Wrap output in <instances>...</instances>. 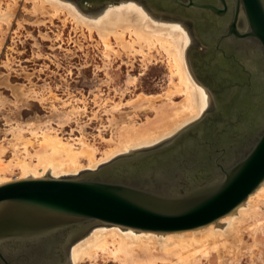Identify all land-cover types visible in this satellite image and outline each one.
Returning a JSON list of instances; mask_svg holds the SVG:
<instances>
[{
	"label": "water",
	"instance_id": "obj_1",
	"mask_svg": "<svg viewBox=\"0 0 264 264\" xmlns=\"http://www.w3.org/2000/svg\"><path fill=\"white\" fill-rule=\"evenodd\" d=\"M111 1L117 0L103 3ZM190 4L223 15L209 5ZM233 4L236 20L244 14L248 27L229 35L252 41L260 55L253 85L214 90L206 84L214 98L211 111L155 150L76 177L1 184L0 264H67L66 247L94 224L156 233L195 230L233 213L259 189L264 183V0ZM222 6L227 7L224 0Z\"/></svg>",
	"mask_w": 264,
	"mask_h": 264
},
{
	"label": "bare ground",
	"instance_id": "obj_2",
	"mask_svg": "<svg viewBox=\"0 0 264 264\" xmlns=\"http://www.w3.org/2000/svg\"><path fill=\"white\" fill-rule=\"evenodd\" d=\"M20 2L21 0H9L8 5L4 8L2 0H0V33L3 32V24L12 25L15 15L18 14ZM28 3L32 4L31 10L28 9ZM85 9L71 0H25L24 10L29 15H26L24 21H27L28 24L31 19L35 18V22L38 24L36 25L33 22L31 24L36 25L38 28V25H46V19L51 26L55 24L56 19H59L63 21L61 25L65 27L69 25L68 23H71L73 29H75L74 31L81 32L83 40L90 39L93 41L97 35L98 39L97 41L94 40L95 44L101 49L103 57L110 63L113 57L120 59L126 55L130 59L129 64L132 65V68L134 60L138 55H141L143 62L146 63V66H149L155 59L154 54L157 53L163 62L165 60L169 68L172 77L171 85L163 96L141 93L130 102H127L132 108L136 109L140 106L143 108L151 107L154 109L156 116L148 118L146 122L140 125L125 124L122 129L120 128L121 132L117 141H105L107 149L100 159L97 158V148L87 140H77L76 142L79 141L77 144L80 145L77 147L75 142L73 144L71 141H65L60 137L59 132L57 134L48 129V131L29 130L30 135H32L30 138L33 139L23 138L24 136L21 139L20 136L23 151L15 149L19 144H12L11 147L16 150L14 151L13 160H5L6 149L0 145V185L10 182L6 174L13 172L14 168L19 169L20 179L44 177L62 179L79 175L86 170L84 165L81 164L82 160H85L88 162L86 167L95 172L101 164L115 159L118 155L131 152L135 148L155 145L173 138L175 134L185 131L191 124L200 121L213 107L214 98L212 93L197 77L196 67L194 71L189 64L188 52L190 47L196 43V39L190 26L184 20L177 17L175 18L179 20H172L157 15L139 0H117L106 2L104 6L95 10ZM241 17L243 20L240 23L244 26L246 23L245 17ZM18 25L20 27L24 26L21 21ZM201 30L203 29L201 28ZM4 33L2 34L4 35ZM3 37L1 40H3ZM1 40L0 45L3 46ZM231 43H227L226 48L223 47L228 52L232 51ZM247 43V41L243 42L245 49L249 48ZM250 48L245 64L252 70L251 74H256L257 67L260 65V55L255 51L253 44L250 45ZM173 78H176L177 82ZM259 79L257 80L263 81L262 78ZM177 96L182 97L180 102L174 100ZM163 99L165 104H158ZM1 100L2 98H0ZM0 104L2 105V103ZM119 106L120 104L117 103L113 108L117 109ZM66 117L64 116V120L68 119V116ZM28 126L31 127L30 124ZM37 143H39L38 148L34 149ZM263 200L264 183L233 213L207 226L184 232L156 233L127 229L115 225L94 224L75 236L66 247L69 260L67 264H80V262L88 260L96 262L101 256L106 259L113 258L121 264H190L196 256L210 255L214 251L220 254V264H224L222 250L232 253L231 264H234V261L243 252H250L256 244L255 237L258 228L264 223ZM246 235L253 238V244L249 245L244 240ZM45 248L44 250H49L48 247ZM244 249H247V251ZM32 264L41 263L40 261H32ZM225 264L230 263L227 260Z\"/></svg>",
	"mask_w": 264,
	"mask_h": 264
},
{
	"label": "rangeland",
	"instance_id": "obj_3",
	"mask_svg": "<svg viewBox=\"0 0 264 264\" xmlns=\"http://www.w3.org/2000/svg\"><path fill=\"white\" fill-rule=\"evenodd\" d=\"M71 1L83 9L86 8L85 10H95L105 5L103 0ZM139 1L157 15L179 20L175 18V14L173 15L175 19L171 17L170 14L173 13L168 14V12L155 10L148 6L146 1ZM8 3L9 0H2L4 8ZM24 3L25 0H21L18 8L19 12L17 11L18 14L15 15L12 25H2V33H7H4L6 36L3 37L4 35L0 33V40L3 37V40H1L3 46L0 45V98L6 103L0 101L2 103V105L0 104V145L6 149L4 157L6 161L14 159V151L17 149V151H23L20 136L21 139L23 136L26 139H33L30 138L32 135L29 132L32 129L34 131H46L48 129L57 134L59 132L60 137L65 141L76 143L77 147L80 146L77 144L79 143V141L76 142L77 140H87L97 148V158L100 159L107 149L105 141H117L125 124L140 125L146 122L148 118L156 116L154 109L151 107L143 108L140 106L136 109L132 108L127 102H130L141 93L163 96L169 89L172 77L165 60L163 62L157 53L154 54L155 59L149 66H146V63L143 62L141 55H138L134 60L132 68V65L129 64L130 59L126 55L120 59L113 57L110 63L103 57L101 49L95 44L98 39L97 35L94 38L95 41L93 40L94 42L90 39L83 40L81 32L74 31L75 29H73L71 23H68L69 25L65 27L61 25L63 21L59 19H56L54 27L47 23V19L46 25H38V28L35 18L27 24L24 19L29 14H26L27 12L24 10ZM28 4V9L31 10L32 4ZM18 20L24 24L23 27L18 25ZM32 22L36 25L31 24ZM185 23L187 22L185 21ZM190 28L195 36L191 26ZM56 32L59 33L58 36ZM75 44L79 46L77 47ZM196 44L192 45L188 52V61L192 70H194V65L191 53ZM173 80L177 82L176 78H173ZM174 100L180 102L182 97L177 96ZM117 103L120 104L119 108H113ZM158 104H165V100L159 101ZM64 116L65 118L68 116L69 120H64ZM28 123L30 126L33 124L34 127L31 128V126L30 129ZM20 127L23 129H20ZM13 129H15V132ZM17 130L18 132H16ZM181 132L175 134L173 138ZM171 139L155 145L135 148L131 152L118 155L115 159L101 164L95 171L122 158L155 150ZM14 143L19 144L15 148L16 150L11 147L12 144L15 145ZM38 144L35 145L34 149L38 148ZM81 164L84 165L86 170L79 175L69 176L68 178L92 172L86 167L88 166L87 161L82 160ZM14 169L13 172L6 174L10 181L20 180L19 169ZM262 208L264 210V203ZM244 240L249 245L253 244V238L248 235L244 236ZM255 241L256 244L252 250L243 252L234 261V264H264V223L258 228ZM221 254L224 264L227 260L230 264L232 263V253L222 250ZM97 260L96 262L88 260L80 262V264H121L113 258L106 259L103 256ZM190 264H220V254L214 251L210 255H198Z\"/></svg>",
	"mask_w": 264,
	"mask_h": 264
},
{
	"label": "flooded vegetation",
	"instance_id": "obj_4",
	"mask_svg": "<svg viewBox=\"0 0 264 264\" xmlns=\"http://www.w3.org/2000/svg\"><path fill=\"white\" fill-rule=\"evenodd\" d=\"M143 1H146L148 6L155 10L166 13L168 12V14L173 13L170 14L171 16L175 14L177 18L185 20L187 24L192 27L196 36L197 46L195 45L192 48L191 57L193 59L194 68L196 67L198 72L196 73L197 77L204 85L207 84L214 90H231L233 87H236L239 90H244L248 89L250 84L253 85L251 78L252 70L247 64H245L251 50L250 45H252V41H247L249 48L245 49L242 40H240V38L234 33L235 31L245 32L248 27V21L244 14H240L236 20V9L235 4H233L235 0H224L227 4L226 9L222 6V0H194L197 4H206L218 9L223 15L217 14L209 8L200 9L192 6L190 0ZM241 16L245 17H243L246 21L244 26L240 23L243 20ZM235 25L236 27L234 28ZM201 28L203 30H201ZM231 30L234 32H232V35H229ZM227 43H231V52H228L225 49ZM236 51H239L243 56L239 55ZM210 62L213 63L211 64ZM231 104L232 101L229 105ZM217 105H219V102Z\"/></svg>",
	"mask_w": 264,
	"mask_h": 264
}]
</instances>
